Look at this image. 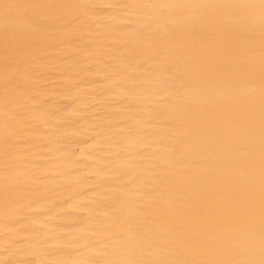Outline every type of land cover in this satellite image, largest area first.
Here are the masks:
<instances>
[{
    "label": "bare ground",
    "instance_id": "bare-ground-1",
    "mask_svg": "<svg viewBox=\"0 0 264 264\" xmlns=\"http://www.w3.org/2000/svg\"><path fill=\"white\" fill-rule=\"evenodd\" d=\"M0 264H264V0H0Z\"/></svg>",
    "mask_w": 264,
    "mask_h": 264
}]
</instances>
